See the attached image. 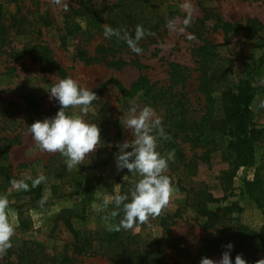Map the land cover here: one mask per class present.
Returning a JSON list of instances; mask_svg holds the SVG:
<instances>
[{"label":"rangeland","instance_id":"obj_1","mask_svg":"<svg viewBox=\"0 0 264 264\" xmlns=\"http://www.w3.org/2000/svg\"><path fill=\"white\" fill-rule=\"evenodd\" d=\"M94 1H97L98 8L110 7L116 2ZM7 2L8 0H0L2 10L14 12L15 3ZM19 2L23 6L21 12L27 13L30 19L47 11L52 28L44 27L42 24L36 25L39 33H35L33 37L10 35L5 49L7 54H0V146L9 143L3 138H17L7 151L6 163L12 167V179L4 184L0 180V196H6L9 201L7 214L15 229L11 238L12 247L0 255V264H17L20 254L28 249L36 254V264H51L52 256L70 250L72 236L65 224L67 219L72 227L79 231H95L109 225L108 217L114 204H109L101 211L97 209L102 208L105 199H110L117 193H128L140 179L135 173H130L127 169L118 170L116 167L118 145L132 139L130 131L124 129L121 124V119L127 113L129 101H134L138 110L146 106L142 101L141 90L132 95L127 93L126 90H129L132 84L146 76L150 83H156L157 87L168 88L170 83L167 65L173 62L186 66L189 69L186 83L172 91L182 92L183 118L190 123H199L206 112L207 104L198 90V65L191 52L201 44V41L195 37L189 39L191 34L188 27L183 33L178 30L183 27L186 17L182 10L185 0H156L154 4L160 11L166 10L174 15L171 18L169 16L159 35L153 34L143 39L141 54L122 56L126 61L138 58L142 68L129 63L119 68H109L96 63L85 64L75 59L76 46L85 47L93 54L97 46L104 44L102 37L95 36L90 40H86L87 36L77 37L63 48L59 44L57 31V28L61 27L65 8L77 7L84 0H60L59 4H56L55 0H18ZM190 2L193 6L192 21L205 16L207 10L212 12L213 19L205 23L207 25L205 41L218 45L217 52L229 79L233 82L242 79L245 68L255 65L261 56L260 45L264 39V31L241 29L229 33L224 38L221 30H214L213 25L216 20H221L242 25L247 24V21H257L264 26V0H190ZM173 19L176 21L177 30L167 27L168 21ZM28 41L47 44L51 57L66 71L68 78L74 79L81 87L91 90L98 97L97 104L90 106L88 114L83 118L98 125L101 143L94 152L86 155L84 163L78 166V170H67L64 158L59 153L41 151L25 130L22 96L34 98L38 107L51 117L55 116L60 107L57 101L50 100L47 92V89L60 81L59 78L53 74H40L37 64L27 55L19 59L10 56L11 48L20 50ZM9 68L14 70L9 71ZM118 84L125 92L119 91ZM253 85L264 90V69L254 79ZM168 96L164 98L168 102L159 101L154 111L162 118L164 132L170 129L171 136H174L176 130L173 128V122L179 118V110L171 108L173 104L169 102ZM167 108L172 111L168 113ZM251 108L254 124L258 127L263 126L264 91L258 93ZM66 111L68 114L80 115L79 107ZM179 136L176 143L184 159L179 162L173 157L168 161V168L164 174L170 179L173 193L161 214H178L173 217L168 232L174 238L185 242L182 243L184 250L179 254L173 249L166 250L165 261L178 264L187 262L186 258L194 257L193 254L198 252L200 241L215 233V230L202 229L203 219L194 209L187 206L191 199L195 198V194L201 191L211 193L217 200L206 204L208 210L232 204L237 206L239 212L231 215L229 235L237 242L239 236L243 235L241 231L243 227L251 232L250 235H259L261 245L257 251V258L264 259V215L240 192L243 180L253 177L254 168H239L229 180L228 173L230 174L232 170L229 162H221L217 158L211 164H207L200 159L205 150L211 147L208 145L209 142L212 141L211 144L219 147L224 145L217 135L207 142L196 144L193 141H186L184 135ZM164 145L165 138L158 137L157 151L167 156L172 152L165 149ZM187 162L195 166L192 174L187 173L183 167ZM263 162L264 149L261 147L256 151V166ZM41 173L46 179L40 184L39 200L28 202V199H19L16 196L18 190L13 187L12 181L31 180L29 177L35 178ZM186 198L190 201L187 202ZM154 221L155 219H150L143 225H135L131 230L132 234L140 232L143 237L150 238L159 236L161 229ZM200 255L202 258L207 257L215 261L221 258L219 255L207 256L203 252ZM73 264L112 263L101 253H95L79 256Z\"/></svg>","mask_w":264,"mask_h":264},{"label":"trees","instance_id":"obj_2","mask_svg":"<svg viewBox=\"0 0 264 264\" xmlns=\"http://www.w3.org/2000/svg\"><path fill=\"white\" fill-rule=\"evenodd\" d=\"M156 0H116L115 4L110 7L98 8L97 1L84 0L77 7L68 6L62 15L61 27L57 28L59 32L58 41L61 47L66 48L69 41L77 37H85L90 40L95 36L102 37L104 44L97 46L93 54L85 47L76 46L74 57L85 64H102L109 68H119V66L132 64L137 68H142L138 58L124 60L122 56L125 54L135 55L128 48L123 40H117L115 37L106 39L103 35V26L108 24L113 28L120 29L122 32L127 31L134 36L137 25H142L145 29L143 39L151 35H159V31L165 25L167 19L174 15L172 12L160 11L154 2ZM15 3L14 12H4L0 6V54H7L5 49L8 45L10 35L14 36H30L39 33L36 25H43L52 28V23L47 11L36 14L31 19L27 13H22L23 6L18 0H8L7 4ZM206 11V10H205ZM205 16L192 21L188 26L191 36L201 41L197 47L192 50L193 56L196 58L198 65V90L203 95L207 104L206 112L199 120V123H190L184 116V106L181 97L182 92L172 89L183 86L189 77V69L186 66L176 63L167 65V75L169 87H157L156 83H150L146 76L138 79L129 90V94L141 90L142 101L146 106L156 109L159 101H166L167 95L169 102L173 104V109L179 110V118L174 120V129L176 134L171 136L168 129L165 139V149L173 153L175 160L182 162L184 157L176 143L179 135H184L186 141L196 143L207 142L210 138L217 135L224 145L219 147L209 142V146L202 154L200 159L207 163L215 159L221 162H229L232 167L228 179H231L233 173L239 168H254L253 177L249 180H243L241 186V195L252 201L264 215V162L256 166V151L258 148L264 149V125L256 126L253 122L252 103L258 93L263 92L255 87L254 79L264 69V39L260 45L261 56L257 63L253 66H247L244 70V77L233 82L227 76L226 68L221 63V58L217 52L218 45L205 41V33L207 32V21L213 19L211 11L207 10ZM79 19V21H77ZM7 22H9L7 24ZM214 30H221L224 38L229 33L238 30L261 29L264 26L257 21H247V24L229 23L216 20L213 25ZM12 32V33H11ZM33 39V38H32ZM143 39L139 42V47L143 48ZM10 56L16 59L28 56L31 61L37 64L40 74H53L61 79L68 78L66 71L61 68L51 57L50 49L47 44L32 43L30 41L23 44L20 50L10 49ZM136 56V55H135ZM13 71V68H9ZM119 91L124 88L118 84ZM123 93V92H121ZM23 98V123L25 130L35 121H42L50 118L42 111L36 100L30 96H22ZM171 99V100H170ZM96 100L92 102L95 105ZM169 104V103H168ZM91 105V106H92ZM168 109V108H167ZM169 111H172L168 109ZM223 139V140H222ZM7 145L0 146V180L4 183L12 179L11 165L7 162V151L17 141V138L7 139ZM207 145V146H208ZM5 162V164H3ZM185 171L192 174L195 170L194 164L187 162L183 164ZM30 190L19 191L16 196L19 199H28V202L38 201L41 197L40 185L32 188L31 180H26ZM182 190V188H181ZM187 202L190 201L188 198ZM217 200L207 191H201L195 194V198L187 206L194 209L195 213L203 219L202 229L209 231L215 230L214 234H210L207 238L200 241L201 246L198 252L202 251L205 255H219L222 257L225 251H228L226 245L233 244L230 256L235 261L237 255L242 256L247 264H256L258 261L257 251L260 243L259 235L252 236L250 231L245 227L242 228L243 235L239 236L237 242L229 235L231 215L239 212L236 205L232 204L224 208L216 210L206 209V204L216 202ZM110 210L111 212L114 210ZM123 213L113 218L108 217V224L119 223ZM178 215L160 214L154 218L156 226L161 229V233L157 237H143L142 233L132 234L131 230L125 231H109L108 226L95 231H79L75 230L70 221L66 220V226L72 236L70 250H64L61 253L51 257V264H73L77 261V257L101 253L107 257L112 264H178L176 262L167 263L164 259L166 250L173 249L176 253L183 251L182 243L184 240H178L171 236L168 232L169 225ZM79 217V216H76ZM143 225V224H139ZM185 242V241H184ZM193 254L194 257L186 258V264H200L202 256L200 253ZM181 263V264H185ZM17 264H36V254L30 249L21 253Z\"/></svg>","mask_w":264,"mask_h":264},{"label":"clouds","instance_id":"obj_3","mask_svg":"<svg viewBox=\"0 0 264 264\" xmlns=\"http://www.w3.org/2000/svg\"><path fill=\"white\" fill-rule=\"evenodd\" d=\"M56 4L60 0H55ZM182 10L186 13L183 27L178 30L183 33L192 23L193 6L190 0H185ZM167 27L177 30L176 21L169 20ZM146 32L142 25H137L134 36L127 31L113 28L108 24L103 26V35L106 39L115 37L123 40L131 52L139 55L143 49L139 42L144 38ZM194 37L189 36V39ZM50 100L59 104V110L55 116L35 121L27 127V133L31 136L36 146L47 153H59L64 158L67 170H78V166L84 163L86 155L94 152L101 143L100 128L97 124L85 120L83 117L89 112L92 102L97 95L86 88L81 87L72 78L61 79L47 89ZM79 107L80 115L68 114L69 108ZM124 129L130 131L132 139L118 145L119 153L116 156V167L118 170L127 169L135 173L140 179L133 185L128 193H117L110 199L103 201L102 208L114 204L111 217L115 218L122 212L119 223L110 224L109 231L132 230L135 225L148 222L158 217L162 210L169 204L173 193L170 179L164 173L168 168V161L173 154L167 156L157 151L158 137L167 138L164 132L162 118L156 115L150 106H144L138 110L134 101H129L126 115L121 119ZM155 133V134H154ZM131 151H127V149ZM31 179V187L39 186L46 177L41 173ZM13 187L19 191H28L30 186L24 180L12 181ZM46 199V198H45ZM44 199L41 200V204ZM9 201L6 196H0V255L12 247L11 238L14 235V226L7 214ZM233 244L226 245L225 251L218 260L207 257L201 259L200 264H233L230 251ZM234 264H247L242 256L235 257ZM256 264H264L260 259Z\"/></svg>","mask_w":264,"mask_h":264}]
</instances>
